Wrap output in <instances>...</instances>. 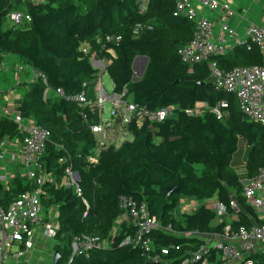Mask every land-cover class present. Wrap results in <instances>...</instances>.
Segmentation results:
<instances>
[{"label":"trees","instance_id":"trees-1","mask_svg":"<svg viewBox=\"0 0 264 264\" xmlns=\"http://www.w3.org/2000/svg\"><path fill=\"white\" fill-rule=\"evenodd\" d=\"M22 3L30 21L4 29L9 12ZM175 4L176 0H150L141 12L136 0H0V53L18 55L22 63L46 78V83L42 78L27 82L14 109L50 132L42 165L51 177L42 186L41 199L45 210L55 207L58 211L56 264H180L205 244L197 233L222 232L228 222L234 228L264 224V218L246 203L243 179L231 168L240 138L247 144L245 177L256 175L264 166V124L245 117L236 95L210 82L207 61L192 69L182 61L178 50L193 38L195 25L176 14ZM138 24L143 27L135 32ZM109 34L120 37L108 44L115 54L106 71L113 90L127 88L132 100L147 109L169 105L176 109L160 122H133V138L102 150L92 164L88 155L94 152L95 140L82 116L90 109L76 101L50 98L46 90L61 88L66 95L81 92L83 83L96 76L90 55L81 46L87 42L92 52L100 51L102 44L96 37L105 39ZM102 54L111 56L106 48ZM138 55L148 56L149 61L143 76L134 80L132 64ZM212 59L223 70L262 64L256 45L250 49L237 45ZM222 99L229 102L230 113L225 119L210 112L193 116L183 111L199 101L214 104ZM18 134L16 124L0 116V141ZM68 164L79 174L81 195L63 184ZM33 188L34 184L17 172L8 188L0 184V205L6 207ZM121 195L145 202L163 227L148 236L153 245L149 252L126 242L135 233L128 222L110 234L122 213ZM232 197L239 205L237 219L215 223L216 211L204 204L191 212L178 211L185 198H217L229 206ZM167 227L170 231L164 229ZM82 233L109 238L110 245L73 256V237ZM247 257L264 262L262 250ZM209 260L223 264L214 251Z\"/></svg>","mask_w":264,"mask_h":264},{"label":"built area","instance_id":"built-area-1","mask_svg":"<svg viewBox=\"0 0 264 264\" xmlns=\"http://www.w3.org/2000/svg\"><path fill=\"white\" fill-rule=\"evenodd\" d=\"M23 2L42 3L45 0H22ZM150 0H136L138 8L144 12ZM218 11L224 18L232 17L235 11L231 4L223 0H176V14L186 17L195 25L193 38L183 45L179 55L190 69L195 64L207 61L210 70L209 80L217 88L236 95L239 107L249 120H255L264 124V25L250 23L245 27L244 36L241 37L227 21L217 23L210 21L204 10ZM30 14L25 10H12L8 19L13 26H22L30 21ZM217 24H220L216 31ZM143 27L138 24L135 32ZM151 28L150 25H148ZM217 32V34H216ZM97 43L102 44V50L107 49L111 56L100 51H91L88 43L81 46V50L90 56V64L96 71L92 82H84L81 92L75 95H66L61 88L53 89L55 99L65 98L68 101L79 102L88 107L89 112H83V120L92 133L95 146L94 152L88 155L90 163H96L102 150L109 147H118L126 140L133 138L131 124L136 122H160L170 117L176 107L173 105L161 107L155 110L147 109L135 103L128 95L127 88L121 92L105 89L102 75L107 71L108 65L115 56L109 43L120 40L119 36L106 35L105 39L96 37ZM87 44V45H86ZM237 45H245L248 49L258 46L262 55V64L236 65L230 70H223L212 59L216 55H224ZM2 66V54L0 53V71ZM18 72L29 69L31 81L46 78L32 66L16 62ZM94 86V94L89 93V87ZM110 104L107 117L104 116L105 103ZM187 115L201 116L207 112L213 113L221 119L229 116V102L225 99L214 104L205 101L196 102L193 106L184 108ZM0 116L12 120L19 131L14 137H4L0 141V184L8 188L12 177L18 172L25 180L34 184L33 190L21 193L15 197L6 207L0 205V264H11L15 256H21L25 250L33 245V238L37 228L42 227L43 232L50 239H54L59 227L57 222V208L50 207L51 217L44 214L42 203V186L51 174L43 169L42 155L45 151L50 132L38 125L33 119L24 117L15 109L4 107L0 110ZM90 116L96 117L92 120ZM64 161H67L66 159ZM9 165L12 166L9 169ZM64 181L66 186H72L78 195H81L79 185L80 177L72 164L64 169ZM79 175V174H78ZM242 195L246 203L254 209L260 218H264V166L256 175L245 177L242 180ZM204 204L214 209L219 221L226 219L230 213H234L232 219L238 218L239 205L236 198L232 197L229 206L217 198L195 200L185 198L178 206L179 212H191L199 205ZM119 206L122 210L117 218V225L111 233H115L119 224L130 223L135 228V233L126 239L139 245L147 252L153 249L149 235L154 229L163 228L158 219L151 215L145 202L121 195ZM46 220H45V218ZM170 231V227L164 228ZM204 236L205 244L196 252L185 257L180 264H205L209 262V256L214 251L216 258L224 263L235 264H264L247 256L255 251L259 245L264 249V224H252L247 227L240 225L234 228L230 222L219 233L200 234ZM22 245V247H19ZM109 238L101 239L98 236L82 233L75 235L72 240V255L87 253L98 248L109 247ZM15 249V250H14ZM163 253H167L163 249Z\"/></svg>","mask_w":264,"mask_h":264},{"label":"crops","instance_id":"crops-1","mask_svg":"<svg viewBox=\"0 0 264 264\" xmlns=\"http://www.w3.org/2000/svg\"><path fill=\"white\" fill-rule=\"evenodd\" d=\"M12 1L15 2L16 0H12ZM223 1L229 2L232 8L233 7L237 8V14L232 19V22L236 24L237 28L244 29L250 23H259L264 25V0H223ZM22 8H24L23 3L22 5H20L19 9L23 10ZM230 18L231 17L224 18L222 15L217 13L214 17V20H216L217 23H222L224 21L228 22ZM246 23L248 24L245 26ZM3 54L10 55L12 58H14L13 56H17V59L15 60V63L12 65H9L4 62L2 63L5 76L3 80V85L0 86V110L4 107L14 109L15 101L25 92L27 88V82L31 81L30 80L31 75L29 70H26L24 72L17 71L16 62L20 61L18 55L12 53H3ZM9 73H11V76H9ZM46 94L50 98L53 99L56 98L55 92L51 88H47ZM48 210L49 209L46 210L44 209L45 212L44 214H47V216L50 218L51 212H49ZM233 216L234 213H230L229 216H227L226 220H232ZM216 222L219 221L215 220V223ZM37 229L38 230L33 238L32 247L29 248L28 250H25L23 255L13 257V259L11 260V264H52L55 253L54 239H50L49 237H47L43 232L42 227H39ZM19 247H22V245H19ZM260 250L264 252V249L262 248L261 245H259V247L251 253L256 254V252ZM205 264H215V262L209 261ZM231 264H235V263H231Z\"/></svg>","mask_w":264,"mask_h":264},{"label":"rangeland","instance_id":"rangeland-1","mask_svg":"<svg viewBox=\"0 0 264 264\" xmlns=\"http://www.w3.org/2000/svg\"><path fill=\"white\" fill-rule=\"evenodd\" d=\"M221 1V0H220ZM233 10L235 11V14L234 16L237 14V8L233 7ZM204 13L207 15L208 19L210 21H213L214 20V17L215 15L218 13V11H210L208 9H205L204 10ZM231 17L229 20H228V23L229 25L234 28L236 31H238L237 33L239 34V36L243 37L244 36V31H245V28H237L236 27V24L234 22H232V19L234 18ZM248 23L245 24V26L247 25ZM259 24V23H258ZM249 25V24H248ZM247 25V26H248ZM12 24H11V21L9 19H7L4 23V28H9L11 27ZM220 27V24H217L216 26V31L219 29ZM217 34V32H216ZM14 58H12L10 55H6V54H3L2 55V63H7L9 65H12L15 63V60L17 59V56H13ZM29 70V69H28ZM4 76H5V73H4V68H3V65L1 66V71H0V86L3 85V80H4ZM9 76H11V73H9ZM102 80H103V83H104V86H105V89L108 91V92H112L113 91V88H114V84H113V81L110 77V75L107 73V72H104L103 75H102ZM89 93L90 94H94V86L91 85L89 87ZM109 110H110V104L109 103H105V106H104V116L107 117L108 114H109ZM246 157H247V144L245 142V140L243 138H240L239 141H238V146H237V149L236 151L234 152L233 154V157H232V161H231V168L239 175V177H241L242 179H244L245 175H246V169H245V161H246ZM12 166L9 165V169H11ZM200 168L201 166H199V171H200ZM216 221H219V217L217 216L216 218ZM15 250V249H14ZM224 263V262H223ZM224 264H231V263H224Z\"/></svg>","mask_w":264,"mask_h":264},{"label":"water","instance_id":"water-1","mask_svg":"<svg viewBox=\"0 0 264 264\" xmlns=\"http://www.w3.org/2000/svg\"><path fill=\"white\" fill-rule=\"evenodd\" d=\"M148 61H149V57L145 55H138L135 57L133 64H132L133 70L135 72V75L133 78L134 80L140 79L143 76L146 66L148 64ZM76 177L78 178L79 175L77 174ZM172 189L173 188H170L168 190V194H170ZM58 256H59V252L55 251L52 264H56Z\"/></svg>","mask_w":264,"mask_h":264}]
</instances>
